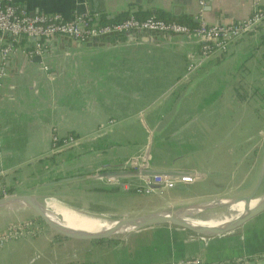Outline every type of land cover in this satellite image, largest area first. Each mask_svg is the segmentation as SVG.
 <instances>
[{"label":"crops","instance_id":"crops-1","mask_svg":"<svg viewBox=\"0 0 264 264\" xmlns=\"http://www.w3.org/2000/svg\"><path fill=\"white\" fill-rule=\"evenodd\" d=\"M11 2L32 14L59 13L69 18L88 12L101 20L117 21L128 14L162 12L172 21L196 25L202 20L231 24L264 6V0H207L202 8L198 0ZM263 38L264 28L258 27L189 74L188 66L203 45L194 36H116L96 44L56 35L36 58L26 55L30 43L23 38L5 63L0 58V68L4 65L5 70L0 100V195L17 182H47L141 163L150 170L189 172L196 177L190 183L146 186L149 194L162 196L146 210L125 207L126 201L141 194L109 193L116 184L107 183L105 177L53 187L59 194H69L78 184L96 188L77 195L90 201V208L58 196L56 190L54 196L67 206L91 212L105 213L110 203L118 211L143 213L250 188L264 154ZM186 87L169 125L154 134ZM69 135L79 143L51 150L53 136ZM126 178L124 184L121 177L117 181L123 189L144 184L142 179ZM179 185L192 191L172 192ZM94 242L53 239L46 229L35 227L0 247V264H188L193 260L264 264V212L220 238H196L177 227L156 225L130 232L116 243Z\"/></svg>","mask_w":264,"mask_h":264},{"label":"built area","instance_id":"built-area-1","mask_svg":"<svg viewBox=\"0 0 264 264\" xmlns=\"http://www.w3.org/2000/svg\"><path fill=\"white\" fill-rule=\"evenodd\" d=\"M207 0H198L205 6ZM264 28V6L253 10L251 15L241 21L231 24H207L203 20L196 27L190 28L172 20L158 19L155 16L139 18L128 14L117 21L102 22L97 14L88 12L74 13L66 18L59 13L36 12L29 13L25 8L14 5L11 0H0V58L5 63L18 50L20 38L30 43L25 51L28 58L40 57L45 47L49 46L56 35H63L79 43H90L95 38L105 37L115 33L140 31L151 33H167L170 35L194 36L203 42L197 58L188 66V74L204 65L211 55L224 52L240 38ZM4 66V65H3ZM0 68V100L4 68ZM46 69V68H44ZM79 139L69 135L64 138L52 137V151L77 145ZM110 179L114 178H109ZM193 177L189 175H155L144 176L145 186L166 187L175 182L190 183ZM20 234V233H17ZM14 233L0 237V246ZM188 264H201L193 260Z\"/></svg>","mask_w":264,"mask_h":264},{"label":"water","instance_id":"water-1","mask_svg":"<svg viewBox=\"0 0 264 264\" xmlns=\"http://www.w3.org/2000/svg\"><path fill=\"white\" fill-rule=\"evenodd\" d=\"M155 35V33H151L148 31L140 32V31H127V32H121V33H115L112 35H108L105 37L95 38L92 40L93 43L96 44H103L108 37H122V38H130V37H139V35ZM189 87V86H188ZM188 87L183 89L176 98L174 99L171 108L169 109L168 113L162 117V119L159 121L157 126L155 127L154 134L158 135L160 134L171 122L173 119L177 107L185 94L187 93ZM138 174V171L135 170H114V171H107L102 174H96V175H88L84 177L79 176H71L67 178L60 179L58 181H49L48 183H44L41 186L32 188L30 190L31 194H25V193H8L6 195L0 196V209L6 205L10 204H18L21 205L24 209L30 210L32 214H34L37 221L46 228L50 234L61 241H70V242H92L97 241L101 239H107L112 238L115 236L120 235H126L130 232L137 231L140 229H144L151 226L156 225H165L169 227H177L181 229L182 231L188 233L189 235L196 237V238H203V239H213V238H220L223 236H226L232 232H234L237 228L248 222L249 220L255 218L256 216L260 215L264 212V194L257 196L258 191L263 183L264 179V154L262 157V162L259 170V174L255 183V186L253 187L252 191L243 196H229L227 198H220L212 201H204V202H198L194 204H189L181 207H176L170 210H159V211H152V212H146V213H139L136 215H130V217H124L121 216L119 218L116 217H110L105 215L104 213L99 212H91L86 211L78 208H73L70 206H67L61 202H58L59 200L56 199L55 196H47V195H40V194H34V192L37 189L42 188H48V187H55L71 182H77L79 180H82L86 177H132L136 176ZM142 175L145 176H155V175H174V176H181V175H189L191 177H196L194 173L189 172H174V171H166V172H160V171H154V170H146L141 171ZM260 200L259 204L256 205L253 208H248V210L238 219L234 220L233 222L218 227L215 229H199L196 227H192L188 224H186L183 220L184 218H187L189 216H195L200 217L201 214H203L204 211H210L214 208L224 207L225 209L228 204H237V203H250L253 200ZM40 200H54L67 209L80 212L85 215L88 219H91L92 221H101L103 218H106L109 222L111 221V225L106 228L105 230L98 232V233H78V234H68L65 233V231L58 228L51 220H49L46 215L44 214L41 205L38 203ZM198 210V211H196ZM196 213H192L195 212ZM103 217V218H101ZM101 219V220H100ZM103 221V220H102Z\"/></svg>","mask_w":264,"mask_h":264},{"label":"rangeland","instance_id":"rangeland-1","mask_svg":"<svg viewBox=\"0 0 264 264\" xmlns=\"http://www.w3.org/2000/svg\"><path fill=\"white\" fill-rule=\"evenodd\" d=\"M263 150H264V146L261 148V153H263ZM129 152H130V150H129ZM118 170H135V171H138V174L136 176H132V177H134L135 179H137L139 181H142L145 175H142L141 174V171L150 170V168L147 167V165L145 163H141L140 165L132 164V166L129 167V168H126V169H118ZM109 171H114V170H109ZM105 172H107V171L99 172V173H92V175L102 174V173H105ZM76 176L84 177V176H88V174H79V175H76ZM69 177H71V176H69ZM65 178H67V177H65ZM95 178H97V176ZM105 178H106L107 183L112 184V185H115L116 184V186H112V188H114V187H121L118 184V182H117V181L120 180V177H105ZM109 178H114V179H110V181H108ZM121 179H123L122 184H124L125 183L124 181H126L124 179H127V178L124 176L123 178L121 177ZM58 180H60V178L59 179H53V180H50V181H58ZM48 182L49 181H47V182H44V181L43 182H39V179L30 180V182L21 183V184H18V182H17V184H15V186H14L13 189H11L10 191H8L7 193H6V190H5L4 193H2L0 196L6 195L8 193H17V192L18 193L31 194L30 190H32V188L41 186L42 184L48 183ZM77 182H75V183H77ZM75 183L74 182H71V183H67V184L68 185H76ZM132 183H134V182H131V184ZM255 183H256V181L254 180L252 182V185H251L250 188H248V189H245V188L244 189H238V190H236V193L234 192V193H232L230 195L207 196V197H204V199L196 200V201H193L191 203L182 204V205L175 206V207H169V208H166L164 210H170V209H173V208H176V207H181V206H185V205H189V204H194V203H198V202L212 201V200H216V199H220V198H227L229 196L238 197V196L247 195V194H249L252 191L253 187L255 186ZM127 184H128V182H127ZM132 185H134V188L141 187L144 191L142 193H136V194H141V196L133 197L131 199V201H126L123 204L125 207L131 208V209H142V210H146V209L150 208L151 206L155 205L157 203L156 201H160L159 198L162 197L161 195L149 194L150 191L148 189H146L145 184L138 185L137 183H134ZM125 186H127V185H125ZM190 187H192L193 189L195 188V186H193V185H190ZM129 188H131V186ZM124 189H126V188H124ZM55 190L58 193V196H62L64 198H66L67 200H69L71 202H74V203L84 204L86 207H89L90 208L91 207V202L90 201H86L85 198L83 199V198H81L82 196H77V195L80 192L95 191L96 188L87 189V187L85 186V184H78L77 188H73L69 194H59L60 193V190L59 189H54L53 187H48V188H42L41 187L40 189H37V190H35L32 193H34V194H40V195H47V196H54ZM180 191L187 192V191H192V190L191 189H188V188H185V186H183V185H179L178 187L174 188L172 192L177 193V192H180ZM109 193H113V192H109ZM262 194H264V179H263V183H262V185H261V187H260V189L258 191L257 196H260ZM56 199L58 200V198H56ZM58 202H60V201H58ZM105 208L108 209V210L104 214L107 215V216H110V217H116V218L121 217V216L130 217V215L139 214V213H127V212L118 211L116 209V207H114L110 203L107 206H105ZM224 210H225L224 207H219V208H214V209H212L210 211H204L203 214L200 215V218H204V216L205 215H209V213L210 214L211 213H219V212L221 213ZM147 212H152V211H147ZM143 213H146V212H143ZM29 219H33L37 223V225H34L33 227H31V230L35 229V227H36V229L39 228L40 230L44 228L37 221V219L35 218L34 214H32V212L30 210L22 209V210H18V211H14V212H2L1 211L0 212V231L3 230L5 227H7L9 225L21 224L24 221H27ZM197 223H199V222H197ZM44 229H46V228H44ZM21 233H27V232L26 231H22ZM18 235L19 234L12 235V237L10 239L6 240L0 247L4 246L8 242H10L14 238H16ZM124 236L125 235H120V236H115V237H112V238L120 239V238H122ZM52 238L54 239L53 236H52Z\"/></svg>","mask_w":264,"mask_h":264},{"label":"bare ground","instance_id":"bare-ground-1","mask_svg":"<svg viewBox=\"0 0 264 264\" xmlns=\"http://www.w3.org/2000/svg\"><path fill=\"white\" fill-rule=\"evenodd\" d=\"M260 200H253L250 203H237V204H228L223 212L219 213H209L205 215L204 218L189 216L184 218V222L192 227L199 229H215L218 227L225 226L234 220L240 218L248 208H253L258 205ZM46 217L53 222L58 228L65 231L68 234H78V233H98L111 225L106 218H103L101 221H92L85 217L84 214L76 212L70 209H67L60 203L54 200H40L38 202ZM24 209L21 205L10 204L2 207L0 211L2 212H14ZM198 211V210H196ZM192 212V213H196ZM115 214V213H114ZM119 218V217H118ZM78 220V221H77ZM201 223H211L215 225H206L202 227Z\"/></svg>","mask_w":264,"mask_h":264},{"label":"trees","instance_id":"trees-1","mask_svg":"<svg viewBox=\"0 0 264 264\" xmlns=\"http://www.w3.org/2000/svg\"><path fill=\"white\" fill-rule=\"evenodd\" d=\"M152 15H154L158 19L171 20L170 18H168L162 12H156L154 14H144V13H141V14L137 13L136 14V16L139 17V18H145L147 16H152ZM122 18H125V15L117 17L114 20H119V19H122ZM101 21L102 22H107V20H101ZM178 22L179 23H185L190 28H193V27L197 26L194 22H191V21L181 20V21H178ZM263 40H264V38H263ZM21 42H22V38H20L19 44ZM239 99H243V98H241L239 96ZM107 191L108 192H113V193L125 192V191H126V193H142L144 190L141 187H138V188L131 187V188H127V189H123L122 187H114V188L108 189ZM34 225H37V223L33 219H29L27 221H24L21 224L9 225V226L5 227L3 230L0 231V237H3L5 235H7V233H9V232L14 233V234L21 233L22 231L29 232L31 230V227H33ZM116 242H118L117 238H107V239L97 240V241L94 242V244L102 245V244H111V243H116Z\"/></svg>","mask_w":264,"mask_h":264}]
</instances>
